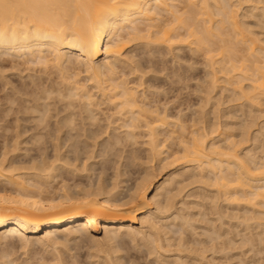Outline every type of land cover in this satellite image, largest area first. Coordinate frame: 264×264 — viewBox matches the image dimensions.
I'll return each instance as SVG.
<instances>
[{
    "label": "bare ground",
    "instance_id": "6f19581e",
    "mask_svg": "<svg viewBox=\"0 0 264 264\" xmlns=\"http://www.w3.org/2000/svg\"><path fill=\"white\" fill-rule=\"evenodd\" d=\"M139 46L146 47L147 51H153V54L147 52L150 54L149 58L143 59L142 56L136 58L134 54H131L132 47ZM183 47H188L190 54L182 53ZM156 52L163 57L154 61L150 56H154ZM167 55L171 56L172 64L180 63L182 60L193 67L198 63L200 66L203 65L206 69L203 74L207 80L204 78V83L209 82L207 84L210 87L207 88L212 91L215 90V83L218 80L223 79L226 82L234 80L239 84L235 83V86L232 84L231 91L235 96L238 95L236 97L241 96L237 99L245 97L246 99L255 98L253 101L248 100L251 103L257 101L260 98H257L259 95L264 97V0H0V91L4 92L3 95L0 93V101L3 97L9 105L7 109H2L0 105V113L2 112L0 130L5 131L3 137H0V139L3 138L2 144L0 143V243L5 244L6 249L12 248L18 240L26 246L34 240L53 241L56 244L58 243L56 236L61 233L66 237L73 234L74 237L82 240L89 239L99 244L103 242V239L114 240L119 233H126L128 236L132 235L135 241L134 238L143 233V225L146 224L148 239L145 240L144 235V239L141 240H145L146 244L142 245L148 246V253L154 255L159 264L170 263L172 239L168 228L166 227L167 231L165 227L162 229L163 225L159 223H166L169 220L176 222L179 218H183L180 222L186 223L184 226H187V223L191 224L188 219L180 216L181 213L179 214L184 208L179 207V210L176 206L175 198H178L177 194L181 192L173 194V190L170 191L171 184L167 183L169 192L167 195L163 194L160 200L158 197L160 195L155 192L160 191L162 186L154 182L156 175L152 173L153 171L150 173L147 171L140 181L133 187L127 186L124 192L126 187L121 183L126 180L118 179L122 173L118 168L123 164H119L120 167L117 166L116 177L111 182L102 176L104 172L102 170L98 173L100 176L93 180L90 171L93 172L95 169L94 158L97 156L93 149L99 143L107 144L103 145V148H109V150L105 148L103 150L102 145H99L102 152L107 150V154L112 152L113 155L115 151H118V149L112 151L117 144L123 145L124 147H121L123 149L128 144L133 146L134 143L141 142L142 145L148 146L149 154L155 158L162 155L165 147L175 146V151L164 154H168V158L173 157L174 162L182 159L190 165V168L193 166L194 169L196 166L198 169L194 170H198V173L195 171L199 174L197 176H200L201 181L207 180L208 186L211 184L215 187L213 188L217 194L214 193V195L217 198V195L219 199L223 197L222 200L231 206L244 205L250 212H248L250 221L246 222L252 223L254 219L255 224H259L261 220L259 216L264 213V155L255 156V149L253 153H250L252 148L245 152L242 150L244 154L241 155L239 149L243 138H238L242 140L238 143L235 141L236 137L228 136L221 139L222 141L220 140L218 144V141H213L218 132V129L217 131L215 129L217 126L214 127L215 124H206L201 116L200 121L194 116L190 122L189 119L185 117L186 121L183 115L182 118L177 113L178 117H174L171 105L168 104L169 100L166 101V98L161 100L162 97H157L159 95L156 98L152 97L153 99L148 98L143 88V91L140 90L142 93L139 94L137 86L142 85V76L136 77L134 73L139 72L144 61L153 66L156 65L154 63L166 62L168 59L165 60L164 56ZM6 56L10 58L15 56L25 63L43 66V74L47 75V78L44 77L46 80L42 78L43 75L40 76L41 74L37 76L35 74L37 78H40L38 80L37 78L35 80L34 74H26V81L27 75L32 80H29L30 83L24 80L21 83L22 77L19 75L20 83L18 84L19 81L16 83L9 74H5L6 71H11L7 70L8 64L6 68L5 64L8 63ZM14 62L11 63L10 69L20 68L21 64L18 66L15 62L14 65ZM27 66L26 70H29L31 66L29 64ZM119 67L127 69L129 67L130 73L127 75L121 72L123 69L119 70ZM41 69L43 68H40V72H42ZM175 71L173 70L172 73ZM186 71L188 72V69ZM177 73L172 76H175V80L179 82L184 73L183 75ZM81 74H84L85 78L83 76L82 78ZM125 74L127 76L133 74L135 78H140L139 83L134 82L136 86H132L133 81ZM52 75L56 79L54 76L52 78ZM186 76H184L185 79ZM244 80L248 81L247 86L240 85V82ZM15 102L17 108L13 109L16 106ZM99 102L111 105V110L114 111L106 116H115L116 119L113 120H118L116 122L118 125L113 126L115 127L113 129L123 128L122 131L117 132L112 129L114 132L111 131L113 134L110 135L108 128L113 120L109 121L108 126L104 122L106 127L101 124L100 127L98 126L100 121L98 113H101L98 110L101 108V105L98 106ZM8 109L15 111H13L15 114L12 113L16 115L13 119L14 126L10 123L11 119H8L10 116H8ZM24 114L27 115L23 116ZM28 114L33 115L27 118ZM49 120L53 123L50 124ZM184 121L189 124L185 125ZM1 122L7 125H2ZM25 122L35 123V125L31 128L30 123L26 127L22 125ZM8 123L13 127L11 128ZM215 123L217 124L216 121ZM245 128L243 127V130ZM30 130L33 132L35 130V133L27 134ZM245 133L243 131V134ZM103 134L105 137L102 136ZM257 135L255 134L256 137ZM246 139L245 141L248 140ZM28 143H33V146L38 144L36 145L39 146L38 155L18 158L17 154L20 150L27 153L28 148L22 145L27 146ZM49 146L52 147V153L48 152ZM123 150L121 151L124 152ZM121 151L119 150V154ZM262 151L264 150L261 149L260 152ZM137 155L139 154L133 156L129 154L135 161L140 157ZM102 157L104 158V155ZM120 157L122 159V156ZM172 160L166 162L169 164ZM126 163L124 166L128 165V163L125 165ZM207 174H211L213 178L207 177ZM197 176H195L196 179L193 178L195 182L198 181ZM193 179L189 180L194 181ZM207 182L201 183L207 184ZM153 188H155L154 195L148 199L147 193ZM178 190H180L179 187ZM149 201L156 203V210L153 211L149 207ZM211 201H213L212 198ZM212 204L216 205V203ZM259 207L262 209H257ZM215 211L213 210V213ZM243 211L246 212L245 209ZM146 212L148 215L140 219L141 226H135L139 215ZM173 212L176 214L171 218ZM232 213V216L235 215ZM238 214L240 213H237V219ZM226 215L227 213L224 216ZM245 215L248 216V214ZM227 216L225 218H229ZM246 218L243 217L242 220ZM256 221L259 222L256 223ZM240 222L244 225L243 221L240 220ZM250 223L249 226H251ZM63 226L66 228L63 229ZM181 227L183 229V226ZM161 229L164 230L165 238L162 237ZM101 230L104 233L102 237L98 235ZM256 230H258L257 227ZM43 231L44 235H41ZM113 233L115 236L112 235ZM182 237H179V243L176 242L178 245L183 244ZM202 245L203 248L206 246L201 244L197 248L201 249ZM179 247H175L176 250L178 248L179 253L178 257H175L174 264H186L187 259L183 260V257L188 258L192 253L191 258L202 256L200 252L189 250L186 246L183 249ZM186 250L187 254H185Z\"/></svg>",
    "mask_w": 264,
    "mask_h": 264
},
{
    "label": "rangeland",
    "instance_id": "374dc122",
    "mask_svg": "<svg viewBox=\"0 0 264 264\" xmlns=\"http://www.w3.org/2000/svg\"><path fill=\"white\" fill-rule=\"evenodd\" d=\"M132 50L133 51L131 52V54H134V56L136 58H139V57L141 58V56H142L143 59H145V58H149L150 54H148V53L153 54L152 53L153 51L149 52V51H147L148 49L146 47H143V46H139L137 48L132 47ZM182 50H183V52H182ZM182 50H180L182 53L190 54L188 47H183ZM162 52H164V51H162ZM178 53L180 55H184V54H182L180 52H178ZM70 56H72V55H70ZM74 56L72 58H74ZM155 56H157V57L159 56V57L157 58ZM102 57H103V55H102ZM150 57L153 58L152 60L155 61V60H158V59L160 60L161 59L160 57H163V56H162V54L160 56V54L159 53L157 54V52H156V54L154 56L151 55ZM164 58H165V60L168 59L169 61L167 60L164 63L158 61L159 64L158 63H154L156 65H153V66H152L151 63L148 62V64H147V61L146 62L144 61L143 62V66L140 67L139 72L141 70H143V71H141L140 73L136 72L137 75L134 73V75L136 77H138L139 75L143 77V75H144L143 78L141 77V79H142L141 83L143 82L142 85L141 86L139 85L140 87L137 86L139 94L142 93L143 90H145L144 94L148 98H152V97L156 98L157 95H159L157 97H160V98L162 97L161 100L166 98V101L169 100L168 104H169V106L171 105V108H172L171 112H172V116H174V117H176L177 114H178V116L181 115V117L183 115L184 119L186 117V119L187 120L189 119L188 121L190 122V120L193 119L194 116H195V119L200 121L201 120L200 116H201V118H203L202 120L204 122H206V124H209V125L210 124H212V125L215 124L214 127L217 126V127H215V129H216V131L218 129V132H217V134L215 136V139H213V141H218V144H219V142L222 141L221 139H223L224 137H228L229 136V138H232V136H233V138L236 137L235 138L236 140L235 139H233V140L238 141V143H240L243 140L242 143H240L241 144V146H240L241 148L238 146V148H240L239 152H240L241 155H243L244 152L247 149H251V148H252L251 149L252 151L250 153H253L255 151V156L258 155V157H261V156L264 155V151H262L263 153L260 152L261 149L264 150V147L262 146V145H264V97L262 95H259L258 97L256 95L257 98L260 97L261 99L260 98L259 99L256 98L257 101L255 100V102H252V103L250 101H253L255 98L254 99H246L245 97H242L243 99L242 98L237 99V98H239L241 96L236 97L238 95L235 96L234 93L231 91L232 90V86L231 85L233 84V86H235L234 84L236 82H234V80L233 81L231 80L234 83L229 82V81L226 82L223 79H220V81L218 80L219 82L217 81L215 83L216 84V87L214 88L215 90L212 91L211 89L207 88V87H210L208 85L209 82H205L204 83L205 74H203V73L206 72L205 71L206 69H205V67L203 65L200 66V64L198 63V64L195 65V66H197L196 69H195V66L194 67L190 66V65L186 64L185 61H182V60H181L182 62L180 61V63L172 64L170 55L164 56ZM7 59H8V63L5 62L6 63L5 64L6 68H8L7 66L9 65V68L7 70H11V71H13V73H10L11 71H6L5 70L6 71L5 74L6 75L9 74L10 77L16 83H17V81H19L18 84L20 83V80H18V78H21V77L25 78V79L21 78V80H22L21 83L26 81V74H30V75L34 74V76H35V74H36V76H37V74L38 75L41 74L40 76L43 75V77H42L43 79H45L44 77L47 78V75L45 73H44L45 75L43 74L44 67L43 66L41 67V65H38V64L31 65L32 63H25V62H23L22 59L20 60V58L18 59L15 56H14V58H13V56L11 58L7 57ZM14 61L16 63H18V66L21 64L20 68L17 66L18 68H14L13 70L10 69L11 63L13 64ZM15 62H14V65L16 64ZM23 64H25L26 66L23 65ZM27 64H29L31 66V67H29L30 71L28 69L26 70V68H28ZM24 66H25V69H24ZM184 66H185V68H184ZM32 67L34 68L35 72H33L34 70H33ZM120 67H121V65H120ZM120 67H119V70L123 69L121 72L126 73V74L130 73L129 70H131V69L129 67H128V69L126 67H124V68H120ZM31 68H32L33 71L31 70ZM40 68H43V70L41 69L42 72H40ZM16 69H17V71H16ZM19 69H21V70L24 69L23 71H25V72L22 71L23 72L22 73ZM37 69H38V71H37ZM185 69L186 70L188 69V72H190V73H188ZM203 69H204V71H203ZM173 70L174 71L176 70L181 75H183L182 73H184V76L187 75L186 76L187 78L185 79V77L183 76V78L181 79L182 81L178 79L179 80V82H178L177 79L175 80L176 77L174 76L175 77L174 78L172 76V75L177 73L175 71V73L173 72L174 73L173 74L172 73ZM19 72L22 73V74H20ZM141 73H143V75H141ZM126 74H125V76L128 75V74L127 75ZM18 75L21 76V77H19ZM134 75L133 74L129 75V76H127V78L131 79V81H133V83L135 82L136 84H138L139 81H140L139 80L140 78H135ZM188 75H190V77ZM36 76L34 77L35 80L37 78ZM40 76H38V77H40ZM53 76L54 75H52L51 77L53 78ZM82 76L85 78L84 74H81V77ZM131 76H134V77H131ZM54 78H55V76H54ZM133 78L138 80V81L132 80ZM38 79H40V78H37V80ZM171 79H172V81L174 83H172ZM183 79H184V81H183ZM29 80H31V78L30 77L28 78V75H27V81L26 82L30 83ZM205 80H206V78H205ZM145 82H146V84H144ZM241 82H240L241 86L242 85L243 86L244 85L247 86L248 81L244 80V81H241ZM133 83H131L132 86H136V84L134 83L135 85H133ZM149 83H150L151 87H150ZM238 84L239 83H236V85H238ZM197 86L199 88H197ZM142 88H143V90H142ZM207 89H209V90H207ZM140 90H142V91H140ZM196 90H198V91H196ZM209 92H210L211 96H210ZM0 93L2 95L4 94V92H1V91H0ZM1 94H0V96H1ZM229 94H231V96ZM207 95H209L210 99L207 98ZM231 97H232V99H231ZM1 100L2 101H0L1 102L0 105H2L1 106L2 109L9 106L7 104V101L3 97H2ZM248 100H250V101H248ZM14 104L16 106L13 105V106H15V107H13V109L17 108L16 102ZM58 104L60 105L61 103H58ZM106 104H108V103L99 102L98 106L101 105L100 106L101 108H99L97 106L99 108L98 110L101 112V113L97 112L99 114L98 117H99L100 121H103L105 119L101 123H100V121H98L99 122V125H98L99 127H100V124L103 125L104 127H106L105 123L107 125V124H109V121H111L113 119L114 120L116 119L115 116H113L114 118L111 117V116H106V115H111V113L114 111V110L113 111L111 110L112 109L111 105H109V104L106 105ZM250 105H252V106L249 107ZM9 110L10 109H8L7 112H8V116L9 115L10 116H9V118L8 117H6V118H8L9 120L11 119L10 123H12V125L14 126V123H13L14 120L13 119H15L16 115H13V114H15L14 113L15 111L13 110L14 111L13 112L12 109H11L10 110L11 113H10ZM101 110H103V111H101ZM179 110H181V111H179ZM251 112H252V114H251ZM102 114H103V116H102ZM26 115L24 114L23 116H26ZM30 115H33V114H28L27 118ZM254 116H255V118H254ZM196 117H198V118H196ZM107 118H108V120H107ZM51 120L53 121V119H51ZM51 120H49L50 124L53 123ZM114 120H113V123H112L113 125L109 124L108 130L110 132L114 130L113 128H115L116 125H118L116 123V122H118V120H116V121H114ZM215 121L217 122V124L215 123ZM253 121H254V124H253ZM28 122H25L22 125L28 127V125H30V123L32 121L29 124H28ZM189 122L188 123L185 122V125H186V123L188 125ZM114 123H115V125H114ZM225 123L227 124V126L229 125L231 127V129H227V128H230V127L229 126L227 127ZM1 124L2 125L3 124L7 125L6 123H3V122H1ZM8 125L11 126V124H9V123H8ZM34 125H35V123H31V125L29 127H31V126L33 127ZM243 125H245V126H243ZM248 125L250 126V128H249ZM13 126H11V128ZM95 126H97V125H95ZM103 126H101V127L104 128ZM113 126H115V127H113ZM225 127H227V128H225ZM239 127H241V129ZM243 127L244 128L247 127V128H245L243 130ZM122 130H123V128H117L114 131L120 132ZM1 131H2V135H1ZM216 131H215V133H216ZM243 131H244V133L245 132L246 133L243 134ZM4 132L5 131H3V129L0 130V137H3ZM31 132H33V131L30 130V132L27 133V134H31ZM33 133H35V130H34ZM232 133H234V134H232ZM112 134L113 133L111 132L110 135H112ZM255 134L256 135L258 134L257 137L255 136ZM241 135H242V137H241ZM102 136L105 137L104 134ZM238 138H243V139L241 140V139H238ZM255 138L258 141H256ZM2 139L3 138L0 139V143L1 144H2ZM245 139L247 141H245ZM253 139H254V141H253ZM230 140H232V139H230ZM139 141H141V140H139ZM1 144H0V148H1ZM28 144H30V143H28ZM28 144H27V146L26 145H22L26 149L27 148L29 149V150L27 149V153H25L24 150L23 151L20 150L18 152L19 154H17L18 158H21V159L30 158V155H32L33 157L38 155L39 146H36L38 144H35L34 146H33V143H31L30 145H28ZM99 145L101 146L102 143H99ZM99 145L98 146L97 145L94 146V149H93L94 150V154L97 153L96 154L97 156H95V158H94V161H96V162H95V165L93 167L95 169H94L93 172H92V170L90 171L93 180H96L98 178V175H99L98 173L104 171V172H102L103 173L102 176L106 177L108 179V181L111 182V180L115 179V177H116L115 169L117 170V166L120 167V165L123 164L122 167L118 168L120 170V172L122 171L121 176L118 177V179L121 178L123 181L126 180V181L123 182L124 184L121 183V185L126 187L124 192H126V190L128 188L127 186H130V187L132 186L133 187L138 181H140V179H142L144 177V175L147 173V171H149L148 173H150V171L151 172L153 171L152 173L154 175H156V177L154 176V182H156V184H161V186L163 187V188L160 187L161 188L160 191H157V192H155V188H153L149 193H147V198L148 199H150L151 196L154 195V192L161 196V197L158 196L159 199L160 198L162 199L163 196H164L163 194H165V195L168 194L169 185L170 184H171L170 185V191L173 190L172 191L173 194H175V193L177 194L179 191L181 192L179 194H181L182 196L181 195L179 196V194H177L178 198H175L176 206H177V209H179V210H180V208H184V209L181 210V212H179V210H178V212H179V214L181 213L180 216H183L184 219H188V221L191 222V224L187 223V226H184L186 223L182 224L183 221L180 222V219L183 220V218H179L178 220H176V222H173V221L169 220L171 222L167 221L166 223L165 222H163V223L160 222L159 223V225H161V226L163 225L162 229H164V227H165V230L167 231V228H168V230H169L168 233H169L171 239L174 241V243H173V241L171 240V243L173 244V246L171 245V248H172L171 249V260L169 261L171 264H174L176 258L178 257V253H179V252H177L178 248L176 250L175 247H179V246H181L179 248H182V249H183V247L186 246L187 249H189V250L191 249L192 251L195 250L194 252H197V253L200 252L199 254L204 256V257L198 256L197 258H191L190 256L193 255V253H192L188 258L187 257H183V260L187 259L186 260V264H193L194 262H195V264H264V240H263L264 239L263 238L264 237V235H263L264 234V229H262V228H264V225H262V224H264V220L262 221V218H264V213L259 216V217H261V218H259V219H261V220H259L260 222L256 221V223L259 222L260 225L259 224H255V222H254L255 220L254 219H253V222H254L253 223L252 219H251L252 223H250V222L249 223H250V225L252 227L249 226V223H247L246 221L247 220L250 221V219H248L249 216H250V214H249L250 212H249V210L246 207H244V205H239L241 207L235 206V205L231 206V204L229 205V204H227V202L225 200L224 201L226 203L222 200L223 197L221 198V196H220L221 199H219V195H217L218 196V198H217L216 195H214V193L217 194L216 190L214 189L215 187L213 185L211 186V184H210V186H208L209 184H208L207 180L206 181H203V180L201 181L200 176H197V175H199V174H197L198 170H194L195 168L198 169L196 166H194V169H193V166H191V168H190V165L186 164L184 162V160L181 159V160H176L174 162V158L173 157H171V158L169 157L168 158L167 157L168 154H164V153H167L168 151H170V152L172 150L175 151L174 150L175 146H171L172 148L171 147H167L169 149H167L165 147L164 150H163L162 155H160L161 157L160 156L158 157V158H160L158 160L157 157L155 158V157H153L152 155L149 154L148 146H146L144 144L142 145L141 142H138V144L134 143L133 146H130V144H128L129 147L126 145L125 148H123L124 150L121 148V147H124L123 145L120 146V144L119 145L117 144L112 151L114 152L117 149H118V151L117 152L115 151L113 155H112L111 151H110L111 153L109 152L110 154L106 153L107 150H109L108 147H104L107 150L102 152L101 148L104 150L103 145H107V144H103L101 148L99 147ZM118 146H120V147H118ZM165 146H170V145H165ZM119 150L120 151L123 150L124 152L121 151L122 153L120 152V154H119ZM126 151H128V152L126 153ZM48 152L52 153V147L51 146L48 147ZM101 153L104 155V158L102 157L103 155ZM137 153L139 154L137 156H140V157H139L138 160L136 159V161H135L130 156L131 155L132 156L136 155ZM0 154H1V152H0ZM98 154H100L101 156L98 155ZM129 154H130V156H129ZM108 155H110L111 157L110 156L108 157ZM120 156H122V159H124V160H122ZM119 157H120V159L122 161L119 159ZM108 159H110V160H108ZM170 159L171 160L173 159V160L170 161L171 163L168 164L167 162ZM125 160H127L126 162L128 163V165L130 167L127 165ZM89 161L91 162L92 160L90 159ZM134 161H135V163H133ZM116 162H118V163L116 164ZM123 162L126 163L125 165H127L128 167L124 166ZM130 163H132V164H130ZM163 164H166V165L164 166ZM124 170L126 172H124ZM188 170L191 173H189ZM195 171H197V173ZM183 173L184 174L186 173L185 176H184ZM194 173H196V174H194ZM179 175H180V177H179ZM194 175L198 177L197 178L198 181H196V182H195L196 178H195ZM208 176H210V178L212 177L211 174L210 175L207 174V177ZM173 177H174V179H173ZM181 177L182 178L184 177L185 180H184V178L182 179ZM190 178L191 179L195 178V179H193L194 181H192V180H189ZM85 179H88V178L85 177ZM171 179H173V181H171ZM180 180H181V182H180ZM199 180L201 182H207V184L206 183H201V182H199ZM170 181L172 183H170ZM177 182L180 185L181 184L182 185L180 186ZM167 187H168V189H167ZM178 187H179L180 190H178ZM180 187H182V188H180ZM166 189H167V191H166ZM175 189L178 190V191H176ZM204 190H205V194H204ZM206 193L207 194L209 193V194L207 195ZM177 195H176V197H177ZM202 195H205V196H202ZM214 196H215V199H213ZM203 197H205V198H203ZM208 197H210V199H208ZM211 198H212L213 201H211ZM182 199L184 200L185 204H184ZM180 200H181V203L183 202L182 205L184 204V206L181 205ZM149 203H150L149 207L153 211L156 210V207H155L156 203L154 204L153 201H149ZM201 203H202V205H201ZM212 203H216V205H213ZM210 204H212V205H210ZM214 206H215V208H214ZM221 206H222V208H221ZM210 207H212V208H210ZM218 207H220V208H218ZM208 208H209V212L211 211L210 213L208 212ZM206 209H207V211H206ZM243 209H245V211L246 210H248V211H246V212L243 211L242 212ZM257 209H262V208L259 207ZM213 210L214 211L216 210L215 211L216 213L215 212L213 213ZM171 211H173V209H171ZM200 211H202L203 213L200 212ZM257 211H256V213H257ZM230 212L231 213L233 212L232 214L235 213V215L232 216ZM236 212L240 213V214H238V216H239L238 219L243 221L244 225H243V223L241 224L240 220L237 219V216H236L237 213ZM241 212H242V214L243 213L244 214H248V216L247 215L244 216V214L242 215ZM258 212L260 213V211H258ZM147 213L148 212L139 215L138 220L135 221V226H137V227H139V225L141 226V224H140L141 220L140 219H142V217H144L145 215H148ZM226 213L228 215V216L227 215L226 216L229 217V218H225L226 216H224V215ZM175 214L176 213L173 212V214L171 215V218ZM204 214H205L206 217L203 216ZM217 215L218 216L220 215L219 216L220 220L218 219ZM241 215H242V217H241ZM187 216H188V218H187ZM232 217H234V218H232ZM243 217L244 218L247 217V218L242 220ZM234 220H238L239 222L238 221H234ZM221 222H223V223H221ZM144 225H143V230H142L143 233H141L138 236L135 235L136 236L134 238L135 241H133L132 235L128 236V235H126V233H122V234L119 233L118 236L116 235L115 238L113 237L114 240L113 239L112 240H104L103 239V242L101 241L100 244L91 242L89 239L82 240L79 237H74L73 234H71L69 236L67 235V237H66L65 235H63V233H61V234H59V236L57 234V236H56L57 238L55 237L56 241H58V243H56V244L53 243V241H51V242L50 241L49 242L48 241L41 242V241H38V240H34L32 243L27 244V246H26V245L23 244V242L20 243L19 240H18V242L16 244H14L15 247H14V245H12V248L9 249V247H7V249H6L5 244L0 243V264H106V263L107 264H110V263L111 264H132V263L133 264H159L157 259H155L156 257L154 255L152 256V255H150L148 253V249H147L148 246L142 245L143 243L146 244L145 240L148 239V237L146 235L148 232H147V229H145V227L146 228H148V227H147L146 224H144ZM180 225L183 226V229H182V227ZM190 225H191V228H190ZM247 225H248L249 228L247 227ZM255 226L258 228V230H256ZM64 228H66V226H63V229ZM245 228H247V230H245ZM162 229H161V233L163 234L164 230L162 231ZM229 230H231L232 232L230 231V233H228ZM262 230H263V233H262ZM238 231H239V234H238ZM258 231H260L259 234H258ZM111 233H112V231H111ZM103 234L104 233H103L102 230L98 233V235H100L101 237L103 236ZM41 235H44V231H43V233H41ZM112 235H114V233ZM181 235L185 236L186 238L182 237ZM143 236H144V238H146L144 240L145 242L143 240H141L143 238ZM164 236H165V234H163L162 237H164ZM258 236L262 240L259 239ZM179 237H182V238L185 239V240L182 239L183 240L182 242H183L184 245L183 244L182 245L181 244L180 245L177 244L180 241ZM251 239H252V241H251ZM186 240L188 241V244H187ZM54 241H55V239H54ZM59 241H60V243H59ZM198 241H199V243H198ZM200 241H201V244H205L206 245V246L204 245L205 246L204 248H203V245H202V248H201L202 250L200 248L199 249L197 248V247L201 246ZM221 241H222V243H221ZM231 241H233V242H231ZM51 243H53L54 245L51 244ZM199 244H200V246H199ZM120 245H122V247ZM187 245H189V246L187 247ZM251 245H253L254 247L253 246L251 247ZM223 247H224V249H223ZM102 249H103V252H101ZM203 249L204 250L206 249V250L203 251ZM201 251L203 252L204 255L202 254ZM104 252H106V253H104ZM183 253H185V252H183ZM185 254H187V250H186ZM108 257L109 258L111 257V259H109L111 261H109L107 259ZM103 259H105V261ZM187 262H189V263H187Z\"/></svg>",
    "mask_w": 264,
    "mask_h": 264
}]
</instances>
